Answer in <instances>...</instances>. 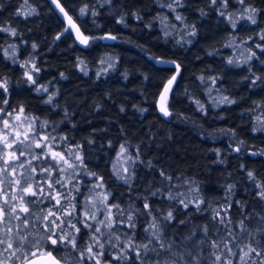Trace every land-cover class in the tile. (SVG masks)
<instances>
[{
	"label": "trees",
	"instance_id": "trees-1",
	"mask_svg": "<svg viewBox=\"0 0 264 264\" xmlns=\"http://www.w3.org/2000/svg\"><path fill=\"white\" fill-rule=\"evenodd\" d=\"M58 2L75 29L50 0H0V82H7L9 103L23 105L43 126L38 134L53 138L54 150L75 162L74 178L55 184L59 165L48 178L64 194L61 205L70 200L77 209L80 231L71 234L85 250L82 264H95L89 245L102 264H214L217 255L241 264L240 249L247 247L256 252L246 264H261L264 0ZM173 76L165 116L158 100ZM118 154L127 157L126 180L114 171ZM41 156L33 161L38 169L55 164ZM85 171L95 175L88 181ZM45 175L34 177L41 182ZM97 182L109 212L89 211L87 196L91 201ZM109 215L106 227L100 222ZM11 219L10 235L18 240L29 230ZM3 239L0 262L19 264ZM229 249L239 254L230 256ZM54 255L81 264L71 245L57 246Z\"/></svg>",
	"mask_w": 264,
	"mask_h": 264
},
{
	"label": "snow or ice",
	"instance_id": "snow-or-ice-1",
	"mask_svg": "<svg viewBox=\"0 0 264 264\" xmlns=\"http://www.w3.org/2000/svg\"><path fill=\"white\" fill-rule=\"evenodd\" d=\"M216 0H213L215 3ZM53 3L56 4L57 8L60 9L61 12H64V8L58 3V0H53ZM171 7V5H169ZM34 11V10H33ZM85 9H81V13L83 14ZM256 10L252 9L254 13ZM65 15H67L65 13ZM177 19H181V17H177ZM251 19L252 23H255V19ZM69 22H71V18H69ZM234 26V25H233ZM75 27V25H73ZM4 31H11L13 35H15L14 30L3 29ZM195 34V32H193ZM115 39L114 37H112ZM264 39V37H262ZM81 43H87V39H81ZM36 45L33 44V48ZM264 51V49H262ZM252 56H255V53H252ZM232 61H229L231 63ZM177 69H179V65H177ZM27 75L28 80L32 81V76ZM176 77L173 76L168 81V86L165 88V95L162 96V100L166 102V93L170 90L171 84L175 81ZM6 83L4 82L0 84V88L7 91ZM51 98H49L50 102ZM227 101V98H225ZM231 103L232 101H227ZM9 101L4 100L3 104L7 105ZM161 112L167 116L169 115L167 108L162 104L160 108ZM7 109L0 107V113L6 112ZM9 119H4L3 116H0V176L7 178L11 176L12 179H7V185H15L16 193H6L3 189H0V198H3V204H0V224L5 225V237H7V247L4 249L5 252L12 250L10 252L9 258L12 260H19L21 264H60V259L54 255V249L63 244L65 247L71 245V247L75 250L80 251V261L81 264L85 259V250L80 249L77 244V238L71 234V232L66 231L64 228L65 221L62 220V217L57 216L56 212L49 208L47 212L41 211L40 213H33L32 205L36 202L40 197H46L49 201L55 200L56 205H61V200L64 199V194L55 190L53 183H47V188L56 191V195L53 196L51 191H46L45 188L36 181L31 180V176L35 175H44L51 177L54 168L63 162L68 168H72L73 165L69 162L68 159L65 158V154L59 151H55L50 141L53 139L47 135H39L38 128L43 127L42 125H38V120L34 119L31 122H28L25 126V121H27L26 110L23 105L19 106L18 109H14L12 113H9ZM39 149L40 152H34L33 149ZM124 151L123 146L121 147V152ZM43 157H51L55 164L49 165L48 168H37L33 165V161L40 160ZM30 155V159H27L25 162L24 157ZM77 159H80L77 156ZM18 169L30 170V175L26 171H20L18 173ZM64 168H61L60 171H64ZM91 175H95V173H91ZM249 178H253V173L248 172ZM27 177V178H26ZM123 178V177H121ZM5 181L0 180V183H4ZM55 184H61V180L57 179L54 181ZM102 187V185H100ZM262 198H264V191L261 192ZM28 197H32L33 199H29ZM108 199L107 195L103 196V200L106 201ZM186 206V205H185ZM55 208V205L53 206ZM145 209L149 208V205L145 203ZM63 208V205H61ZM59 210V209H58ZM77 211L76 207L73 205L70 211H64V216H72ZM110 211V210H109ZM23 214V215H21ZM36 215V220L39 223H33L30 218ZM11 218H15L17 221H20L28 226H35L39 233L38 236L34 238H30L29 236H23L19 233L20 238L17 240L14 236L10 235L12 233V228L8 226V221ZM89 216L85 215V220H87ZM91 219H95V215L92 214ZM172 213L169 212L166 219H171ZM129 222L133 220L131 215L128 216ZM80 223V221H78ZM100 223L105 224L106 227L112 226V218L111 215L106 218L105 221H101ZM133 227L135 225H132ZM85 227H90L87 223H85ZM71 228L76 232H79L80 229L76 226V224H71ZM100 228H96V232H100ZM95 239V237H92ZM118 239V238H117ZM5 239L0 238V245L5 244ZM218 245L213 244V247H217ZM24 248L25 251L23 255H20L21 248ZM99 247L103 248V244H100ZM142 247H147L142 246ZM87 256L89 259L95 261V264H102L101 260L98 258L100 255L96 253L92 245H89L87 248ZM243 252V255L240 256L241 264H246V257L249 256L250 253L256 252L255 248L247 247L245 251L244 248L240 249ZM3 253H0L2 255ZM239 253H233L231 249L228 250V255H238ZM258 256L262 255L261 253H256ZM123 254L120 257H114L113 259H123ZM215 262H219V264H232L231 261H225L221 256L217 255L215 257ZM214 262V264H215ZM2 264V262H0ZM261 264H264V261H261Z\"/></svg>",
	"mask_w": 264,
	"mask_h": 264
},
{
	"label": "rangeland",
	"instance_id": "rangeland-1",
	"mask_svg": "<svg viewBox=\"0 0 264 264\" xmlns=\"http://www.w3.org/2000/svg\"><path fill=\"white\" fill-rule=\"evenodd\" d=\"M249 12V9L248 8H245V10H244V13H246V14H249L248 13ZM9 52H10V55L11 54H16V56H17V53H16V47H14V46H11L10 48H9ZM12 57V56H11ZM236 58H238L239 60L242 58L243 59V57L241 56V53L239 54L238 53V55H237V57ZM165 95V94H164ZM163 94L160 96V98H159V100H158V108H159V111L161 112V110H160V108H161V105L163 104L166 108H167V111H168V106H167V103H168V92L166 93V97H167V99H166V102L165 101H163L162 100V96H164ZM162 113V112H161ZM163 114V113H162ZM28 119H27V121H25V126L27 125V123L28 122H31V121H33L34 119L33 118H30V117H27ZM4 119H9V118H4ZM42 122H40V124H41ZM39 124V123H38ZM0 127H2V124H0ZM41 136H42V134H41ZM41 155H43V154H41ZM22 159H24L25 160V158H22ZM69 160V162L73 165V167L72 168H68L66 165H64L63 164V162H61L60 164H59V171H57V172H55V177H57L58 179L60 178L61 180L63 179V178H66V179H70V178H72L73 176H74V171H75V162H74V160L73 159H68ZM27 162V161H26ZM127 157L125 156V155H123V154H118L117 155V157H116V160H115V165H114V171L116 172V174H117V176L121 179V180H126L127 179ZM79 167V166H78ZM61 168H64L65 170L64 171H60V169ZM18 171V173L20 172V171H22V169H18L17 170ZM27 171H30V170H27ZM29 174V173H28ZM85 176L88 178V181L90 180V173L89 172H87V171H85ZM121 177H123V178H121ZM74 178V177H73ZM7 179H12V178H10V176H8L7 178H5V177H2V176H0V180H3V181H5L4 183H0V186L2 185H6L7 184V182H6V180ZM5 185L3 186V187H5ZM100 185H102L101 183H99V182H97V183H95V188H94V190H95V195H94V197H92V200L90 201V198H89V195L87 196V201H89L88 202V206H90V209H89V207H88V209H89V211H90V213H91V210H97L98 208H101L102 210H104V211H107V212H109V210L111 209L110 207H106V202L103 200V196L104 195H106V193L104 192V188H103V185H102V187L100 186ZM60 188V191H61V189H63V187L61 186V187H59ZM88 189H89V186H88ZM88 192V191H87ZM101 203V204H100ZM62 205H63V203H62ZM102 205V206H101ZM60 207H61V205H60ZM88 209H86V208H84L83 209V211H85L86 212V210H88ZM106 212V213H107ZM89 216H90V214H89ZM32 220H34V222H36L37 220L35 219V217L34 218H32ZM63 221H65L66 223L64 224V225H66V231L68 230L69 232H71V230H70V227H68L67 226V222L69 221V219L66 217L65 219H63ZM36 223H38V222H36ZM2 224H0V226H1ZM24 229L26 230L27 229V231L28 230H30L29 229V227H24ZM27 233H29V232H27ZM30 233H33V234H36V236L37 235H39V233H38V231H36V232H30ZM38 233V234H37ZM2 236V238H3V236H5V235H1Z\"/></svg>",
	"mask_w": 264,
	"mask_h": 264
},
{
	"label": "flooded vegetation",
	"instance_id": "flooded-vegetation-1",
	"mask_svg": "<svg viewBox=\"0 0 264 264\" xmlns=\"http://www.w3.org/2000/svg\"><path fill=\"white\" fill-rule=\"evenodd\" d=\"M2 82H0V84H1ZM10 91H9V89H7V91H4V89H2V88H0V107H3V108H6L7 109V111L6 112H4V113H0V116H3V118H10L9 117V113H12L13 112V110L14 109H18L19 108V106H21V105H11L10 103H8L7 105H5V104H3V101H4V99H6V100H8L9 101V98H7V97H5V95H8L9 96V93ZM7 93V94H6ZM25 158V162L27 161V158L26 157H24ZM22 171H26L27 173H29V175H30V171H27V170H25V169H22ZM49 176H47V175H45V177L41 180V182H39V180L40 179H38L37 180V176L36 177H34V176H31L30 178H31V180L32 181H36V182H38L39 184H41L44 188H45V190L46 191H51L52 192V194H53V196H55L56 195V192L55 191H53L52 189H48L47 188V183H50V177L48 178ZM10 178H12L11 176H10ZM27 178V177H26ZM5 185V184H4ZM3 185V186H4ZM2 185L0 186V189H3V191L4 192H6V193H11V194H15L16 193V188H15V185L13 184V185H11V186H8L7 184L5 185V187H3ZM64 187V189L66 190V188H65V186H63ZM54 188H56L55 186H54ZM68 196H69V193H68ZM70 198H72L71 196H69ZM41 199L40 200H37L33 205H32V211H33V213H40L41 211H43V212H47V210L49 209V208H52L55 212H56V215L57 216H60V217H62V220L63 219H65L66 217L69 219V221L67 222V226L68 227H70V230H71V233L73 232V229L71 228V224H74V218H73V215L72 216H64L63 215V212L64 211H70L71 210V207H72V205L70 206L69 205V201L70 200H68L66 203H64L63 202V208H59L58 207V205H56V201L55 200H51V201H49L46 197H40ZM0 204H3V198H0ZM71 204H72V202H71ZM55 205V208L53 207ZM59 209V210H58ZM35 217H36V215H34ZM34 224L36 223V222H38V221H36V222H34V220H32V219H30ZM9 223H10V225H11V228H12V230H16L15 229V225H16V222H15V220L14 219H11V220H9ZM39 223V222H38ZM64 228L66 229V225H64ZM29 233L30 232H36L37 231V228L35 227V226H29ZM27 230V229H26ZM68 231V230H67ZM20 233V232H19ZM30 234H33V233H30ZM24 236H27V232L26 233H24ZM32 237V236H31ZM21 263V262H20ZM19 263V264H20Z\"/></svg>",
	"mask_w": 264,
	"mask_h": 264
},
{
	"label": "water",
	"instance_id": "water-1",
	"mask_svg": "<svg viewBox=\"0 0 264 264\" xmlns=\"http://www.w3.org/2000/svg\"><path fill=\"white\" fill-rule=\"evenodd\" d=\"M51 4L53 5V7L67 20V22L69 23V25L75 29V27H73L74 23L71 21L69 22V17L67 15H65V11L64 12H61L59 8H57L56 4L53 3V0H50ZM59 3V2H58ZM168 62V61H166ZM169 63V62H168ZM166 88V87H165ZM165 94V89L163 91V95ZM21 264V263H20ZM60 264H63L61 261H60Z\"/></svg>",
	"mask_w": 264,
	"mask_h": 264
}]
</instances>
